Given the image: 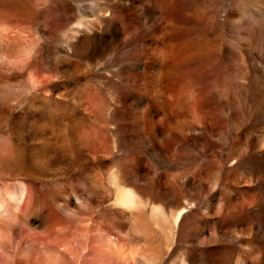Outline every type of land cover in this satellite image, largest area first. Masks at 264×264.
Returning <instances> with one entry per match:
<instances>
[{
	"label": "bare ground",
	"instance_id": "6f19581e",
	"mask_svg": "<svg viewBox=\"0 0 264 264\" xmlns=\"http://www.w3.org/2000/svg\"><path fill=\"white\" fill-rule=\"evenodd\" d=\"M114 1L126 7L128 12L136 9L138 13L136 19L130 18L133 29L128 35L132 39L139 25L160 39L154 55L146 56L142 63L139 54L144 52V46L133 48L129 56L133 65L139 63L133 75L137 89L156 91L140 99L139 103L147 107L146 111L136 108L139 106L129 101V96L120 102V108L127 110V119L133 122L144 117L146 121H142V128L155 127V117L159 115L165 120H169V115L173 116L163 133L165 141L180 134L185 147L189 135L200 134L203 137L201 149L210 158L203 177L197 181L195 175L192 180V169L188 162H184L182 193L189 200L187 197L191 192L187 194L188 191H199L206 201L201 202L204 217L194 223V239L189 242L196 250L193 261L185 258L182 264H264V62L252 52L258 30L264 29V0L237 1L228 12L225 23L214 13H205L192 0H151V5L144 0ZM10 6L6 0H0V60L15 64L22 74L28 72L26 93L34 96L44 79L37 71H31L29 59L22 56L20 50L10 49V45L25 40L26 30L20 23H14V19L20 21L23 16L32 20L36 14ZM92 20L88 19L89 24ZM159 22L163 23L158 27ZM82 27L88 29L90 25L79 22L70 29L75 33ZM201 28H205L203 32ZM112 36L115 56H119L124 39L115 34ZM89 43L80 41L75 49L91 61L87 73L107 66L105 60L109 55L107 50L102 53L95 42L91 46ZM88 46L91 47L89 54L84 50ZM119 58L116 57L114 62ZM220 76L229 82L220 83ZM162 79L168 81L166 91L172 97L169 104L160 102L158 90L160 83L163 84ZM87 85L91 87L90 81ZM89 96L88 112L94 119L92 126L85 129L78 127L79 123L76 127L77 107L71 109L72 120L65 130L44 127L42 123L36 127L35 117H32L28 123L30 127H26L27 141L23 140L22 145L9 144L8 150L0 151V181L3 182L0 185V254H4L0 257V264H68L64 252L57 250L50 254L48 249L51 246L46 242L43 263L37 262V255L23 254L21 249L28 241L38 245L41 239L56 231L52 217L57 207L66 212L74 210L66 184L56 181L79 174L70 181H74L85 194H93L96 184L104 191L107 187L100 169L107 167L106 150L111 145L117 149L118 143L114 140V131L109 132L106 126L111 124L119 132L114 121L121 109L110 112L111 105L101 103L98 96ZM242 98L247 102L244 110L240 107ZM71 100L80 105L75 96ZM134 113L139 114L135 116ZM1 117L0 114V122ZM101 123L104 127H98ZM154 137L162 140L160 135ZM184 155L186 157L187 153ZM108 169L113 195H108L107 205L130 216L133 234L140 236L146 246L138 243L127 247L112 234L99 232L91 244H83V255L100 264H107L111 259L115 264H161L166 255L172 254V244L175 243L172 240L179 234L190 209L182 206L167 212L163 205L149 201L150 198H145L127 182L125 177L132 173L130 170H121L115 164ZM138 169L137 175L144 177L146 172L142 165ZM23 178L33 180V184L29 186ZM8 179H19L20 182L6 183ZM51 181L56 182L54 185L63 195L50 186ZM46 195L51 203L47 202ZM73 195L79 196L78 193ZM219 196L224 202L217 207ZM40 201L47 202L48 207L36 208ZM44 223L48 224L44 236L36 237V227ZM20 228L28 232L27 238L17 237L15 231ZM158 232L166 242L170 241L162 250L158 239V242L154 239ZM9 249H13L12 254H5Z\"/></svg>",
	"mask_w": 264,
	"mask_h": 264
},
{
	"label": "rangeland",
	"instance_id": "374dc122",
	"mask_svg": "<svg viewBox=\"0 0 264 264\" xmlns=\"http://www.w3.org/2000/svg\"><path fill=\"white\" fill-rule=\"evenodd\" d=\"M6 1L11 5L10 7L26 12L32 11L36 14V17L32 20L23 16L20 21L14 19V23H20L26 33L24 32L25 40L20 44L12 43L10 49L20 50L22 56L29 59L28 68L31 71H37L44 82L37 89V93L30 96L26 93L28 90V72L22 74V70L15 64L11 62L4 63L0 60V114L2 116L0 122V151L8 150L9 144L22 145L23 140L27 141L26 127H30L28 123H30L32 117H35L36 127H39L42 123L44 127L54 126L65 130L72 120L70 112L74 107H77L76 111L78 112L75 115V120L78 123L76 127L79 123L81 125L78 127H84L85 129L92 126L94 119L88 112L90 111L89 95L98 96L101 103L106 106L111 105L109 111L113 113L120 108V102L126 96H129V101L139 106L136 108L146 111L147 107H143V104L139 103L140 99L143 100L147 94H153L156 91L151 88L145 91L137 89L138 84L137 81H134L133 75L139 63L133 65V60H129V56L133 48L138 49L141 45L144 46V52L139 54L141 56L139 60L142 63L146 56L154 55L160 39L154 32L145 30L142 25H139L136 29L133 39L131 35H128L133 29L130 18H137L138 16L136 9H131L128 12L126 7L117 5L114 0ZM184 1L186 0H182V2ZM237 1L239 0H192V2L201 6L205 13L210 15L214 13L222 23L226 22L228 12ZM144 2L151 5V0H144ZM89 18L93 19L91 24L88 22ZM79 22L90 25V28L82 27L79 32L74 33L70 28L73 29ZM162 23L159 22L158 27L162 26ZM211 24L208 23V25ZM223 26L222 24L221 28ZM116 29L119 31L116 32ZM203 29L205 28H201L200 31L203 32ZM112 34L124 39L120 44L118 62H114L115 58L119 56H115L114 53ZM83 40L90 42V46L95 42L102 53L107 50L106 54H109L105 60L107 66L94 68L93 71L87 73L86 69L89 70L92 66L91 61H88V57L83 58L75 50L79 47L80 41ZM90 46L84 47L87 54L90 52ZM253 49L252 52L255 53L259 61L264 62V29L260 28L258 30L256 44ZM218 79L220 83L229 82V79L224 76H220ZM87 81L91 83L90 88ZM160 82L163 83H160L161 88L158 90V92L160 91V102L169 104L172 97L166 91L168 81L162 79ZM232 87L235 88V84ZM72 96L76 97L77 102L80 103L79 106L71 100ZM240 101L242 102L240 106L242 110L246 109L247 102L245 98ZM120 109L119 116L114 121L120 129L119 132L115 131L112 128L115 126L111 124L106 126L109 128L106 130L109 132L114 131L116 134L114 140L117 141L118 148L116 149L111 145L110 149L106 150L105 157L109 162H106L107 167H101L100 169L103 182L105 186L107 185L105 191L101 188L98 189L99 187L96 184V191L92 192L93 194H85L77 188L74 181H70L76 179L79 174L56 181L66 184V190L73 198L74 210L66 212L62 207L56 206L57 208L55 207L56 210L52 217L56 231L46 236L44 240L41 239V243L38 245L31 241L24 243L21 249L23 254H35L37 255L35 258L39 259L37 262L43 263L42 259L46 256L44 255L46 252L44 242H46L51 246L48 249L50 254L62 250L68 264H100L94 262L90 256L83 255V244H91L96 237V233L99 232L112 234L118 241L126 244L127 247L138 243L146 246L145 241L140 236L133 234L130 216L123 215L107 205L109 196L113 195L108 168L115 164L121 170H130L132 173L125 177L127 182L145 198H150L149 201L163 205L167 212L176 211L182 206H188L190 210L182 222L179 234L175 237V240H172L175 242L172 244V254L170 256L166 255V259L161 264H182V260L185 258L193 261L196 250L190 245V241L194 239V223L204 217L201 202L206 201V199H203V195L198 193L199 191L192 190L188 191L187 194L191 193L187 197L189 200H186L185 194L181 190L183 184L181 175H183L184 162H188L190 169H192V180L195 178L194 175L197 176L196 181L203 177L204 168L210 161V158L201 149L200 143H202L203 137L200 134L197 136L189 135L185 147L180 141V134L175 138L169 137L165 141L163 133L168 121L173 120V116L169 115V120H165L159 115L155 117L157 121L155 127L142 128V121H146L144 117H139L133 122L127 119V110ZM138 114L134 113L135 116H138ZM102 124L98 127H104ZM136 125L139 127H136ZM155 134L162 136V140H157L154 137ZM108 138L112 139L109 136ZM186 153L187 156L185 157L184 154ZM140 165L146 172L145 178L137 175ZM22 180L29 186L33 184L31 179L23 178ZM19 182V179H8L6 181V183L12 184H18ZM56 182L51 181L50 186L63 195V192H60V189L54 185ZM0 185H3L2 181H0ZM73 193H78L79 196H75ZM45 197L49 200L47 202L51 203L50 197L47 195ZM238 198L240 199V197ZM47 202H38L36 208L48 207ZM223 202L224 198L219 196L216 206L220 207ZM47 226L48 224L44 223V225L36 227L35 236L43 237V231ZM15 233L18 238L24 239L27 238L28 234L27 231H22L21 228L16 229ZM154 239L155 242L159 241L158 243L161 244L160 250L165 249L167 243L170 242H166L159 232L156 233ZM12 252L13 249H9V252L5 254L10 255ZM3 255L0 254V257H3ZM107 264H115V260L111 259Z\"/></svg>",
	"mask_w": 264,
	"mask_h": 264
}]
</instances>
